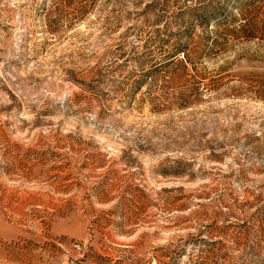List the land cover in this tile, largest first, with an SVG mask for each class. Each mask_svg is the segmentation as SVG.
<instances>
[{"label":"rangeland","instance_id":"374dc122","mask_svg":"<svg viewBox=\"0 0 264 264\" xmlns=\"http://www.w3.org/2000/svg\"><path fill=\"white\" fill-rule=\"evenodd\" d=\"M0 264H264V0H0Z\"/></svg>","mask_w":264,"mask_h":264}]
</instances>
